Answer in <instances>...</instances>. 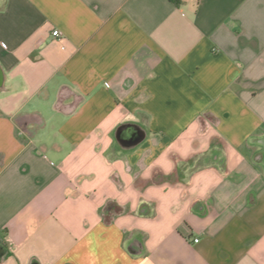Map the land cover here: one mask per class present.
I'll return each mask as SVG.
<instances>
[{"label":"crops","instance_id":"0c3cea01","mask_svg":"<svg viewBox=\"0 0 264 264\" xmlns=\"http://www.w3.org/2000/svg\"><path fill=\"white\" fill-rule=\"evenodd\" d=\"M0 42V264H264V0H0Z\"/></svg>","mask_w":264,"mask_h":264},{"label":"built area","instance_id":"2783aa9c","mask_svg":"<svg viewBox=\"0 0 264 264\" xmlns=\"http://www.w3.org/2000/svg\"><path fill=\"white\" fill-rule=\"evenodd\" d=\"M51 33H52L53 35H59V34H60V32H59L57 29L52 30ZM0 44H1V46H5V44H4L3 42H0ZM193 241H194V242H197V241H198V238H193Z\"/></svg>","mask_w":264,"mask_h":264},{"label":"trees","instance_id":"16d2710c","mask_svg":"<svg viewBox=\"0 0 264 264\" xmlns=\"http://www.w3.org/2000/svg\"><path fill=\"white\" fill-rule=\"evenodd\" d=\"M113 207H115V204H108V205L106 206L105 210L108 211V210L112 209ZM30 227H31V226L29 225V227H28V232H29L30 229H31Z\"/></svg>","mask_w":264,"mask_h":264},{"label":"water","instance_id":"95a60500","mask_svg":"<svg viewBox=\"0 0 264 264\" xmlns=\"http://www.w3.org/2000/svg\"><path fill=\"white\" fill-rule=\"evenodd\" d=\"M2 82V75H1V71H0V84Z\"/></svg>","mask_w":264,"mask_h":264}]
</instances>
